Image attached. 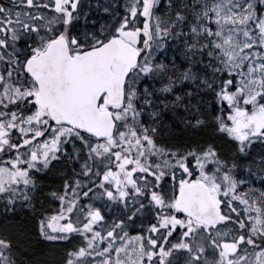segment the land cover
<instances>
[{
	"label": "snow or ice",
	"instance_id": "snow-or-ice-1",
	"mask_svg": "<svg viewBox=\"0 0 264 264\" xmlns=\"http://www.w3.org/2000/svg\"><path fill=\"white\" fill-rule=\"evenodd\" d=\"M0 213V264H264V0H0Z\"/></svg>",
	"mask_w": 264,
	"mask_h": 264
},
{
	"label": "trees",
	"instance_id": "trees-1",
	"mask_svg": "<svg viewBox=\"0 0 264 264\" xmlns=\"http://www.w3.org/2000/svg\"><path fill=\"white\" fill-rule=\"evenodd\" d=\"M210 131L211 130H209V132ZM173 132L170 128H168V133L170 134L169 137H176L178 139L181 137L185 138V139L200 138V137L205 136L207 134V132H204L203 130H199V131L191 130L190 133L185 132V134H178V135H174ZM61 171L62 170H55V172L50 171L47 174L44 173L43 176H45L46 178H44L45 179L44 181L39 183V185L41 186L40 187L41 193H47V192L51 191L49 189V187L53 188V189H56L59 187V185L62 182V177L59 174ZM24 212L25 211L21 210V211H19L17 216L7 217L8 227H9L10 231H14L18 226L24 225V218L25 217L22 216V213H24ZM25 213H27V212H25ZM3 226H4V224H3L2 213H0V227H3ZM29 235L31 237V239H30L31 247L26 248V251L28 253V258L30 260L34 261L35 264H57V262L60 259L61 252H62V249L58 246L63 245V244L43 243L42 238L36 236L35 233H30ZM54 245H57V246H54ZM64 247H65V245L63 246V248Z\"/></svg>",
	"mask_w": 264,
	"mask_h": 264
},
{
	"label": "bare ground",
	"instance_id": "bare-ground-1",
	"mask_svg": "<svg viewBox=\"0 0 264 264\" xmlns=\"http://www.w3.org/2000/svg\"><path fill=\"white\" fill-rule=\"evenodd\" d=\"M168 128H170L171 130H172V132H173V134L174 135H178V134H185V132H188V133H190L191 132V129H187V128H183V127H175V126H172L171 125V123L170 122H168V124H167V126L164 128V131L162 132V135L164 136V137H169V133H168ZM173 135V136H174ZM49 189L52 191V190H54L53 188H50L49 187ZM46 190V189H45ZM48 191V190H47ZM50 192V191H49ZM48 193V192H47ZM41 198H43V197H41ZM21 214V213H20ZM30 214H28V213H22V216L23 217H28Z\"/></svg>",
	"mask_w": 264,
	"mask_h": 264
},
{
	"label": "flooded vegetation",
	"instance_id": "flooded-vegetation-1",
	"mask_svg": "<svg viewBox=\"0 0 264 264\" xmlns=\"http://www.w3.org/2000/svg\"><path fill=\"white\" fill-rule=\"evenodd\" d=\"M209 99H210V98H209ZM209 130H210V129H204L203 131L209 133ZM255 151H256L257 153L260 151V145H257V146H256ZM49 172H50V171H49ZM49 172H48L47 170H45V173H46V174L49 173ZM43 175H44V172H43V171L40 172V173H37L38 184H39L40 182H42V181L45 180L44 178H46V177L43 176Z\"/></svg>",
	"mask_w": 264,
	"mask_h": 264
},
{
	"label": "rangeland",
	"instance_id": "rangeland-1",
	"mask_svg": "<svg viewBox=\"0 0 264 264\" xmlns=\"http://www.w3.org/2000/svg\"><path fill=\"white\" fill-rule=\"evenodd\" d=\"M67 166L64 165V164H60V165H57L56 167L52 168L51 170H47L48 172L49 171H52V172H55V170H63L65 169ZM54 246H57V245H54ZM63 246L64 245H59L58 247H60L62 250H63Z\"/></svg>",
	"mask_w": 264,
	"mask_h": 264
}]
</instances>
